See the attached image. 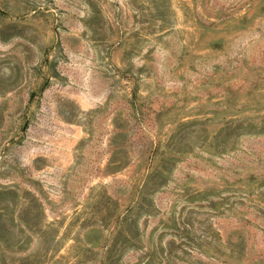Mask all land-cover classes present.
<instances>
[{"label":"rangeland","instance_id":"rangeland-1","mask_svg":"<svg viewBox=\"0 0 264 264\" xmlns=\"http://www.w3.org/2000/svg\"><path fill=\"white\" fill-rule=\"evenodd\" d=\"M0 264H264V0H0Z\"/></svg>","mask_w":264,"mask_h":264}]
</instances>
